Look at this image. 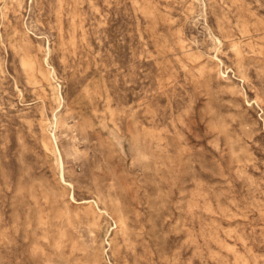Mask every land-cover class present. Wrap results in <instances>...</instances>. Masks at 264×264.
<instances>
[{"label":"rangeland","instance_id":"1","mask_svg":"<svg viewBox=\"0 0 264 264\" xmlns=\"http://www.w3.org/2000/svg\"><path fill=\"white\" fill-rule=\"evenodd\" d=\"M0 264H264V0H0Z\"/></svg>","mask_w":264,"mask_h":264},{"label":"bare ground","instance_id":"2","mask_svg":"<svg viewBox=\"0 0 264 264\" xmlns=\"http://www.w3.org/2000/svg\"><path fill=\"white\" fill-rule=\"evenodd\" d=\"M52 137H53V139H54V136H53V135H52ZM59 165H60V169H61V167H62V161H61L60 156H59ZM61 171H62V170H61ZM60 178H61V180L64 182V179H63L62 173L60 174Z\"/></svg>","mask_w":264,"mask_h":264}]
</instances>
